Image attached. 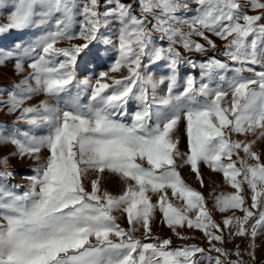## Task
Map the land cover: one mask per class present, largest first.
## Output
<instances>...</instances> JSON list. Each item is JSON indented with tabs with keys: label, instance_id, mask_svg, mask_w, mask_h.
I'll list each match as a JSON object with an SVG mask.
<instances>
[{
	"label": "snow or ice",
	"instance_id": "1",
	"mask_svg": "<svg viewBox=\"0 0 264 264\" xmlns=\"http://www.w3.org/2000/svg\"><path fill=\"white\" fill-rule=\"evenodd\" d=\"M190 3L197 7L191 9ZM7 4L8 0H0V7ZM11 6L14 11L9 14V22L0 25V34L24 29L36 16L46 19L59 13L61 18L56 21L55 31L23 49L24 56L39 49L38 59L28 65L31 73L14 86L8 99L0 101L9 113L22 109L19 119L31 127L44 125L48 129L40 136L30 131L0 133V144L14 145L16 151L12 154L20 157L38 159L42 148L49 152L37 174L29 178L27 191L17 194L0 183V264H197L195 256L203 253V248L192 245L170 250L169 239L157 246L142 243L130 234L138 224L145 235L149 234L150 221L158 207L164 222L177 235V228L186 225L203 231L210 243L224 240L223 235L216 234L223 229L212 219L203 195L187 185L177 171V157L184 158L198 177L200 162L223 173L236 192L217 197V209L244 213L243 217H227L223 225L235 228L231 235L256 237L257 228H264V163L253 151L257 140L264 139V12L249 15L246 9L264 10L262 0H136L135 4L116 0L106 15L114 16L119 24V56L108 72L100 73L95 85L87 78L77 81L75 66L78 58L87 64L90 57L100 56L99 51L93 53L90 48L102 22L99 0H86L82 7L76 0H11ZM182 10L196 14L186 18L178 15ZM77 15H82L84 22L75 33L72 29ZM206 32L228 41L225 55L240 67L233 69L235 75L230 79L219 77L223 83L215 87L201 84L197 88L196 80L189 76L183 92L173 95L182 62L174 46L204 53L216 47ZM155 33L159 40L169 42L166 48L157 46ZM194 36L205 43L194 40ZM76 39L84 43L56 47L62 40ZM12 57L11 51L0 53V65ZM145 57L150 62L167 61L171 73L167 77L168 94L159 99L153 96L151 101L146 87L152 83L151 78L141 72ZM201 67L211 75L228 65L212 58ZM15 68L18 72L24 70L19 58ZM122 68L127 69V76L117 79L109 75ZM244 72L252 75L245 76ZM30 80L35 81V86ZM72 87H91L90 103L80 104L77 92L64 108L47 101L24 106L41 92L59 100ZM130 99L140 103L131 113V122L126 123L121 118L129 115L126 105ZM182 116L189 149L185 154L180 153L179 140L174 138ZM257 130L259 134L252 141L230 138L231 133L247 136ZM241 150L243 157L239 155ZM0 164L6 166L8 158L4 157ZM106 172L118 175L127 185L121 195L101 190ZM93 173L95 179L88 190L85 182ZM245 184L251 190L250 208L245 207ZM167 189H171L173 198L183 202L182 207L170 202ZM149 193L159 194L157 204L151 202ZM117 211L127 215L132 229L126 231L116 223L113 213ZM254 217L258 218L249 225V233L245 225ZM211 250L225 257L230 255L215 245ZM235 255L240 256L239 250ZM216 264H222L219 257ZM228 264L243 261L230 260Z\"/></svg>",
	"mask_w": 264,
	"mask_h": 264
},
{
	"label": "rangeland",
	"instance_id": "2",
	"mask_svg": "<svg viewBox=\"0 0 264 264\" xmlns=\"http://www.w3.org/2000/svg\"><path fill=\"white\" fill-rule=\"evenodd\" d=\"M79 6H83L86 0H76ZM123 3H136V0H120ZM241 3H247V0H240ZM264 2V0H262ZM116 0H99V12L101 13V26L97 33V40L93 41L90 45L93 53L99 51V57H90L91 62L85 64L82 59L78 58L77 64L75 66L76 71V80L89 79L91 85H95L97 79L100 78L101 72H108L111 65L118 58V31L119 24L114 16L106 15L112 7H114ZM189 7L195 9L197 5L195 3H190ZM11 11H14V8L11 6V0H8V4L5 7H0V25H6L9 22V14ZM247 14L257 15L264 12V10H252L250 8L246 9ZM136 14L139 15V9H136ZM195 11H190L185 13L183 10L178 13V15H183L186 18L194 16ZM61 18L59 13H54L52 16L43 19L40 16L34 17V22L28 27L21 30H10L3 34H0V53L9 52L13 53V57L8 60L5 64L0 65V101H6L8 99V93L14 89V86L25 77L31 73V69L28 67L34 59H38L40 50L37 49L36 52L29 54L28 56L22 55L23 49L28 47L39 37L47 34L50 31L56 30V21ZM84 22V17L82 15H77L73 23V32L78 33ZM264 22V21H262ZM187 31V28H184ZM212 39L216 47L209 48L208 51L204 53L200 52H189L186 51L179 44L175 45L176 51L180 53L182 57V62L178 65L177 72V87L173 90V95H179L183 92L185 87L186 79L191 76L196 80V86L199 88L201 84H210V86L215 87L218 83H223L220 81L219 77L223 76L225 79H230L235 75L233 69L240 67L239 64L234 63L229 60L225 55L226 44L228 41L221 40L218 37L212 35L211 33H205ZM157 46H168V41L165 39L163 41L159 40V34L155 33ZM194 40L199 41L200 43H205L200 37H193ZM231 39V38H229ZM106 41H111L110 43ZM83 40L76 39L73 41L62 40L57 43L56 47H69L72 44H82ZM207 47V45H206ZM20 59L23 63L24 70L18 72L15 68L17 59ZM212 58H215L222 63L228 65L227 69L220 70L217 69L209 75V70L201 67L204 64H207L208 61ZM59 59H63L60 57ZM191 61L192 63H188ZM143 64L145 67L141 69V72L145 77H150L152 83L146 85L148 89V97L151 101L152 97L155 96L157 99L166 96L168 88V79L167 77L171 74L167 68V61H155L150 62L147 57L144 58ZM193 64L195 67H193ZM251 66V65H249ZM254 67L257 71L261 70L258 66ZM111 77L117 79L127 76V69L122 68L117 73H109ZM243 75L251 76L252 73L244 72ZM163 81V83H161ZM33 86H35V81H29ZM107 83H111L110 79H106ZM75 83V82H74ZM154 85V87H153ZM226 87V84H225ZM135 91V89H134ZM79 92V103L88 104L90 103V97L92 94L91 87L76 89L75 87L71 88L70 93L62 94L59 100L52 99L45 95L44 93H39L33 95L32 98L25 103V107L39 105L42 101H47L51 105H58L61 108H64L66 105L72 102V99L77 96ZM198 99H203L198 97ZM229 101L231 97L227 98ZM139 101L135 99H130L126 105L127 112L129 115L123 117L126 123L131 122V113L135 112L139 106ZM153 107H157L155 104ZM162 107V106H161ZM20 111L18 110L13 113H9L6 105H0V133L3 134H16L19 132L30 131L33 135H45L47 134V127L41 125L40 127H31L23 120L19 119ZM259 134L257 130L256 134L249 133L247 136L241 134L231 133L230 138L233 141H252L256 139V136ZM175 139L179 140L178 149L181 154L188 153V142L186 136V121L181 118V121L177 125V129L174 135ZM16 151L14 145L11 144H0V160L4 157L8 158V164L5 166L0 164V183L6 184L9 188L14 190L17 194H22L27 191L31 181L30 177L37 174V170L44 164L49 156L47 148H42L38 154L39 158L36 156H24L20 157L18 155H13ZM253 151L257 152L261 156V162L264 163V139L257 140L253 146ZM239 155L244 156L243 151L241 150ZM232 159L235 161L237 157L234 155ZM177 171L180 173L183 181L189 185L194 190L200 192L205 198L206 206L211 213L212 219L220 224L223 231L217 232L216 234L223 235L224 240L222 242L212 241L209 242L208 238L204 235L203 231L188 228L186 225L182 228H177L176 234L172 229H170L167 224L164 222L163 214L160 212L157 207L154 210L152 219L150 221L151 232L145 235V231L141 224L136 225V231L131 232L130 234L135 238L141 240L142 243H153L159 246V243L165 239L171 240V245H169L170 250H175L179 248H184L188 246L195 245L196 247L203 248V253H197L195 259L197 264H216V258L219 257L222 264H228L230 260L235 261L240 259L243 261V264H264V228H257V235L253 239L249 234L247 236H235L231 235L235 231L233 227H225L223 221L227 217L236 216L243 217L244 213L238 209L229 210L227 212H220L216 207V198L221 195L235 194L236 190L232 188L227 181L225 180L223 173L214 171L207 164L200 162L198 164L199 177L195 172L192 171L191 166L184 162V158H176ZM248 163L254 164L255 161L249 160ZM237 163V167H239ZM4 173H11L10 176H4ZM95 179V174L89 175L86 180V186L90 190V182ZM201 179L203 184H201ZM237 179H242V177H237ZM127 185L125 182L118 176L112 173L106 172L103 175L101 182V190H107L113 195H121L126 190ZM245 197V207H251V190L247 185H243ZM168 197L171 203L177 207H182L183 202L177 198L171 196V189H167ZM151 197V202L157 204L159 199V194L149 193ZM252 211L258 212V209H252ZM116 217V223L120 225L121 228L129 231L132 229L133 225H130L127 220V215L122 211H117L113 213ZM190 216L194 217L195 213H189ZM255 218L249 220V224L245 225L248 228L249 233L251 228L249 225L254 223ZM215 231V230H211ZM183 237V238H181ZM113 239H116L113 237ZM215 247L222 248L224 251L228 252L230 255L227 257L222 256L220 253H217L214 250H211ZM239 250L240 256L237 257L235 253Z\"/></svg>",
	"mask_w": 264,
	"mask_h": 264
}]
</instances>
